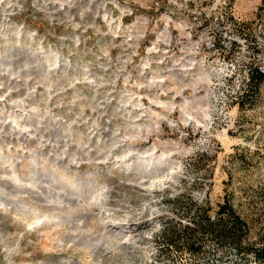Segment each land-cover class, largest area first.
<instances>
[{
  "label": "rangeland",
  "instance_id": "obj_1",
  "mask_svg": "<svg viewBox=\"0 0 264 264\" xmlns=\"http://www.w3.org/2000/svg\"><path fill=\"white\" fill-rule=\"evenodd\" d=\"M252 63L264 0H0V264H264L163 237L228 197L264 245Z\"/></svg>",
  "mask_w": 264,
  "mask_h": 264
},
{
  "label": "trees",
  "instance_id": "obj_2",
  "mask_svg": "<svg viewBox=\"0 0 264 264\" xmlns=\"http://www.w3.org/2000/svg\"><path fill=\"white\" fill-rule=\"evenodd\" d=\"M242 28V26L240 27ZM240 35H249L246 29L239 30ZM264 83V71L259 65L252 63L244 88L239 95V104L245 106L249 92L259 93ZM250 224L248 220L237 211L234 203L228 197L219 204L215 215L210 214V208L201 207L192 217L191 225H180L178 229L169 233V227L163 228V237L175 246L187 249L192 255L200 257L203 246L208 240H213L219 245H232L240 254H251L260 263H264V245H257L250 239Z\"/></svg>",
  "mask_w": 264,
  "mask_h": 264
}]
</instances>
